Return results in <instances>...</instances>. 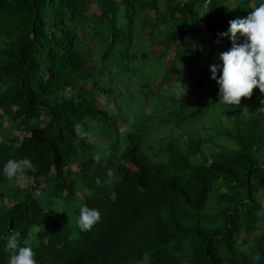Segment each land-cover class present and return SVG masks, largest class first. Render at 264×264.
Here are the masks:
<instances>
[{
    "label": "trees",
    "instance_id": "16d2710c",
    "mask_svg": "<svg viewBox=\"0 0 264 264\" xmlns=\"http://www.w3.org/2000/svg\"><path fill=\"white\" fill-rule=\"evenodd\" d=\"M256 2L0 0V166L36 165L0 176V264L9 233L36 264H264V93L210 71Z\"/></svg>",
    "mask_w": 264,
    "mask_h": 264
},
{
    "label": "clouds",
    "instance_id": "9594fccd",
    "mask_svg": "<svg viewBox=\"0 0 264 264\" xmlns=\"http://www.w3.org/2000/svg\"><path fill=\"white\" fill-rule=\"evenodd\" d=\"M219 35L228 37L232 42L228 50L220 53L222 65H210L211 76L219 85V101L225 105H239L241 98L251 96L256 87L264 93V0H257L246 16L230 20L227 31ZM239 36L244 37L243 43L237 42ZM174 92L177 95L186 94V87L179 81ZM259 111L264 112V106ZM75 130L80 133L79 124L75 125ZM35 171L36 165L28 156L7 159L0 166V176L22 181L20 187L32 183L33 178L29 173ZM96 183L99 185L100 180L97 179ZM33 194L38 196L39 192ZM99 220L98 209L87 206L79 208L77 226L81 232L91 230ZM3 238L0 236V239ZM7 247L14 250L8 264H36L31 246L27 241L19 245L16 233L7 235Z\"/></svg>",
    "mask_w": 264,
    "mask_h": 264
},
{
    "label": "rangeland",
    "instance_id": "374dc122",
    "mask_svg": "<svg viewBox=\"0 0 264 264\" xmlns=\"http://www.w3.org/2000/svg\"><path fill=\"white\" fill-rule=\"evenodd\" d=\"M253 90H254V89H253ZM105 100H106V97H105V96L100 97V99H99V101H98L99 105H101ZM204 121L207 122L206 119H204ZM193 126L196 127V128H198V125H195V124H194Z\"/></svg>",
    "mask_w": 264,
    "mask_h": 264
}]
</instances>
